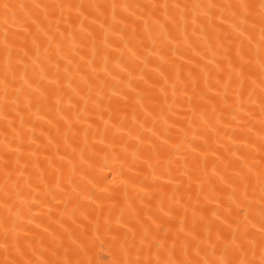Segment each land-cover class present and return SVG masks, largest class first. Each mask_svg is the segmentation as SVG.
I'll list each match as a JSON object with an SVG mask.
<instances>
[{"label": "bare ground", "instance_id": "obj_1", "mask_svg": "<svg viewBox=\"0 0 264 264\" xmlns=\"http://www.w3.org/2000/svg\"><path fill=\"white\" fill-rule=\"evenodd\" d=\"M0 264H264V0H0Z\"/></svg>", "mask_w": 264, "mask_h": 264}]
</instances>
